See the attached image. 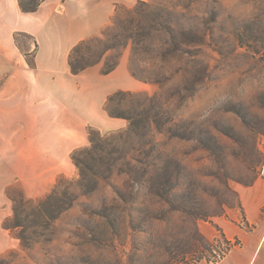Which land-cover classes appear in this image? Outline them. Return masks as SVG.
Instances as JSON below:
<instances>
[{
	"label": "rangeland",
	"instance_id": "obj_1",
	"mask_svg": "<svg viewBox=\"0 0 264 264\" xmlns=\"http://www.w3.org/2000/svg\"><path fill=\"white\" fill-rule=\"evenodd\" d=\"M85 40L137 81L108 104L126 125L88 129L41 197L6 189L0 264L216 262L227 244L199 224L251 229L239 189L264 179V0H123Z\"/></svg>",
	"mask_w": 264,
	"mask_h": 264
},
{
	"label": "crops",
	"instance_id": "obj_2",
	"mask_svg": "<svg viewBox=\"0 0 264 264\" xmlns=\"http://www.w3.org/2000/svg\"><path fill=\"white\" fill-rule=\"evenodd\" d=\"M123 0H43L24 12L19 0H0V234L9 215L6 189L18 185L27 198L45 194L61 174L74 172L71 152L88 143V129L101 132L126 125L105 109L113 92L136 89L120 62L104 74L99 64L74 74L72 48L98 35ZM247 229L238 216L216 220L229 240L238 239L212 264H264V179L239 189ZM214 239V224H199Z\"/></svg>",
	"mask_w": 264,
	"mask_h": 264
},
{
	"label": "trees",
	"instance_id": "obj_3",
	"mask_svg": "<svg viewBox=\"0 0 264 264\" xmlns=\"http://www.w3.org/2000/svg\"><path fill=\"white\" fill-rule=\"evenodd\" d=\"M43 0H19V6L21 8L22 11L24 12H35L37 9H38V6L40 5V3L42 2ZM86 42L87 40H82L81 42H79L78 44H76L71 52H70V55H69V63H70V66H71V70L74 74H78L80 72H82L83 70H85L87 67L93 65V64H96V63H99L101 62L100 59H98L97 61L95 62H92L90 59H89V56L86 54V52H84V47L86 45ZM117 65H115L114 67H109V68H105L102 70L103 73H109L111 72L112 70H114V68L116 67ZM116 93V92H115ZM111 94L109 95V97L107 98V101H106V104H105V109L106 111L108 112V114L111 116V117H122L121 115L119 114H116V113H113L112 110H110V108L108 107V104L109 102L111 101L112 97L114 96V94ZM94 129H90L89 130V137H90V142L92 143L94 140H93V137H92V131ZM78 151H80L79 149L75 150L72 155H71V158L75 161V163L77 164L76 160H77V157H76V154L78 153ZM15 226H18V224H16ZM7 228H9V226L6 225ZM215 227L219 230L220 232V236H217L214 238V240L212 241H205V238L200 234L198 236V240L201 241L203 243V241L206 242V246L207 247V243L211 246L214 245V243H218L220 241V239L222 238L223 242H225L227 244L226 248L224 249H221L219 251V259H221L227 251H229L232 247H233V243L231 240H229L225 233L221 230V228L215 224ZM218 259V260H219ZM217 260V261H218Z\"/></svg>",
	"mask_w": 264,
	"mask_h": 264
},
{
	"label": "built area",
	"instance_id": "obj_4",
	"mask_svg": "<svg viewBox=\"0 0 264 264\" xmlns=\"http://www.w3.org/2000/svg\"><path fill=\"white\" fill-rule=\"evenodd\" d=\"M259 173H260L261 176H264V161H263V163H262V165H261V167L259 169Z\"/></svg>",
	"mask_w": 264,
	"mask_h": 264
}]
</instances>
